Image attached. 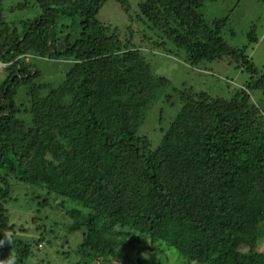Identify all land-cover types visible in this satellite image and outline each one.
<instances>
[{"label": "trees", "instance_id": "1", "mask_svg": "<svg viewBox=\"0 0 264 264\" xmlns=\"http://www.w3.org/2000/svg\"><path fill=\"white\" fill-rule=\"evenodd\" d=\"M33 1L39 14L9 27L0 45L9 63L0 84V232L8 229L4 205L16 174L75 205L65 210L68 231H82L83 256L96 246L92 264L133 244V232L151 239L155 259L165 257L156 246L162 242L187 264H263L264 112L251 91L264 89V74L230 99L175 89L182 106L153 147L139 130L157 90L170 82L155 77L138 50L121 52L98 19L107 0H24L16 9ZM208 1L143 0L139 7L191 66L229 57L258 75L247 46L231 47L225 37L226 28L235 35L230 15L206 21L200 8ZM249 41L256 42L252 33ZM30 52L75 61L66 84L71 105L45 100L32 126L19 119L16 102L18 88L39 74L25 60ZM17 245L24 262L31 242ZM141 261L139 253L133 264Z\"/></svg>", "mask_w": 264, "mask_h": 264}, {"label": "rangeland", "instance_id": "2", "mask_svg": "<svg viewBox=\"0 0 264 264\" xmlns=\"http://www.w3.org/2000/svg\"><path fill=\"white\" fill-rule=\"evenodd\" d=\"M142 1L128 0V5L124 8L118 0H107L98 13V19L108 29V34L119 43L121 52L138 50L151 67L152 74L170 82L169 86L157 90L156 98L149 105L146 119L139 130L141 137L147 138L153 147H157L182 106L180 95L175 89L188 90L193 94L207 92L213 97L230 99L237 91L247 88L262 77L264 1L241 0L237 4L238 0H212L200 8L208 23L230 15L235 35L232 36L230 29L226 28L225 37L231 47L247 46L248 59L260 68L258 75L249 73L245 66H239L229 57L191 66L185 61V55L152 29L141 15L139 6ZM22 2L24 0H0V45L7 39L5 37L9 27L15 23L21 26L22 21L39 14L40 9L34 1L28 8L17 10L16 6ZM250 33L256 42L249 41ZM25 60L35 64L39 74L28 84L18 88L16 102L20 108L19 119L32 126L33 117L43 107L45 100L53 101L55 106L71 105L73 97L70 90H66V84L75 61L41 57L34 52L26 54ZM7 76V67L0 66V84ZM38 89L39 94L34 98L32 93ZM251 97L252 102L264 112V89L252 90ZM11 175L12 193L5 202L3 216L8 219V229L0 232V264H92L89 256L97 253L96 246L90 245L87 248L89 256H83L80 249L83 243L82 231H68L71 220L65 210L75 208V205L49 193L45 188L19 181L16 174ZM84 212L88 213L87 210ZM258 221L260 225H264V216H260ZM133 233L137 240L133 244L121 245L105 264H133L139 253H142L141 264H187L174 249L162 242L156 246L162 249L165 257L155 259L149 248L151 239L146 235ZM19 240L31 242L30 254L24 262L17 245ZM146 245L148 247L143 248ZM257 247L260 261L264 264V238ZM193 264L204 263L194 261Z\"/></svg>", "mask_w": 264, "mask_h": 264}, {"label": "built area", "instance_id": "3", "mask_svg": "<svg viewBox=\"0 0 264 264\" xmlns=\"http://www.w3.org/2000/svg\"><path fill=\"white\" fill-rule=\"evenodd\" d=\"M8 65H9L8 62H5V61L2 62V61L0 60V66H1V67H8Z\"/></svg>", "mask_w": 264, "mask_h": 264}]
</instances>
